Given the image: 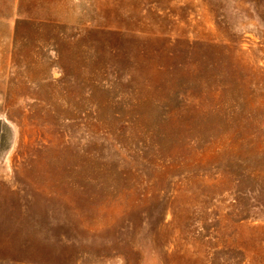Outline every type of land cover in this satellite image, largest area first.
<instances>
[{
	"label": "rangeland",
	"instance_id": "obj_1",
	"mask_svg": "<svg viewBox=\"0 0 264 264\" xmlns=\"http://www.w3.org/2000/svg\"><path fill=\"white\" fill-rule=\"evenodd\" d=\"M0 264H264V0H0Z\"/></svg>",
	"mask_w": 264,
	"mask_h": 264
}]
</instances>
